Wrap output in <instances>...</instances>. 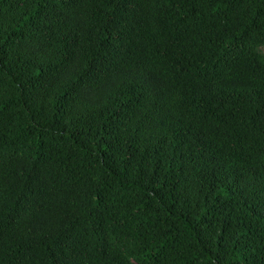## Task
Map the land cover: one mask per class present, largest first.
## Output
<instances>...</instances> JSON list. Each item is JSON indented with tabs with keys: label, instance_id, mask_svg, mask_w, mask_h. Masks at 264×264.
I'll list each match as a JSON object with an SVG mask.
<instances>
[{
	"label": "trees",
	"instance_id": "obj_1",
	"mask_svg": "<svg viewBox=\"0 0 264 264\" xmlns=\"http://www.w3.org/2000/svg\"><path fill=\"white\" fill-rule=\"evenodd\" d=\"M0 264H264V0H0Z\"/></svg>",
	"mask_w": 264,
	"mask_h": 264
}]
</instances>
